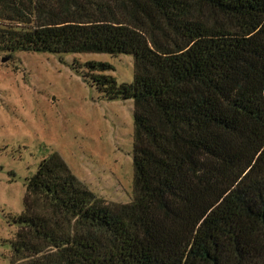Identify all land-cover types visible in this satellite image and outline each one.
<instances>
[{"label": "trees", "instance_id": "1", "mask_svg": "<svg viewBox=\"0 0 264 264\" xmlns=\"http://www.w3.org/2000/svg\"><path fill=\"white\" fill-rule=\"evenodd\" d=\"M130 54L132 197L56 152L27 178L10 264H264V0H0V54ZM78 65V64H77Z\"/></svg>", "mask_w": 264, "mask_h": 264}, {"label": "rangeland", "instance_id": "2", "mask_svg": "<svg viewBox=\"0 0 264 264\" xmlns=\"http://www.w3.org/2000/svg\"><path fill=\"white\" fill-rule=\"evenodd\" d=\"M85 61L109 64L100 73L118 83L132 80L130 54L16 50L0 61V264H10L27 178L47 154L105 202L132 197V100L107 98Z\"/></svg>", "mask_w": 264, "mask_h": 264}, {"label": "water", "instance_id": "3", "mask_svg": "<svg viewBox=\"0 0 264 264\" xmlns=\"http://www.w3.org/2000/svg\"><path fill=\"white\" fill-rule=\"evenodd\" d=\"M7 58H8L7 55H6V56H3V57L0 58V61L3 62V61H5Z\"/></svg>", "mask_w": 264, "mask_h": 264}]
</instances>
